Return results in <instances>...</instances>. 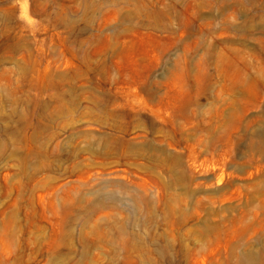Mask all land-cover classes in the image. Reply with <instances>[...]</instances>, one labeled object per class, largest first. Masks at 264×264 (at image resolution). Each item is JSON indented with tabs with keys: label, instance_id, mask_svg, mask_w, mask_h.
Here are the masks:
<instances>
[{
	"label": "rangeland",
	"instance_id": "rangeland-1",
	"mask_svg": "<svg viewBox=\"0 0 264 264\" xmlns=\"http://www.w3.org/2000/svg\"><path fill=\"white\" fill-rule=\"evenodd\" d=\"M0 264H264V0H0Z\"/></svg>",
	"mask_w": 264,
	"mask_h": 264
}]
</instances>
